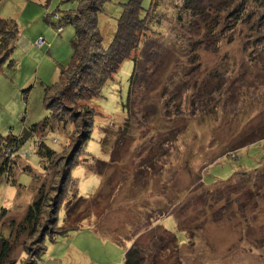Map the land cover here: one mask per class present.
<instances>
[{"label": "rangeland", "instance_id": "rangeland-1", "mask_svg": "<svg viewBox=\"0 0 264 264\" xmlns=\"http://www.w3.org/2000/svg\"><path fill=\"white\" fill-rule=\"evenodd\" d=\"M66 1L0 0V18L14 20L19 31L13 66L0 68L2 137L18 136L49 116L44 89L58 82L61 66L69 62L74 30L63 25L58 36L45 18L54 22L57 14L75 11L83 2ZM124 2L110 0L97 15L103 48L113 38ZM181 3L143 0L157 26H151L153 33L132 54L138 59L132 95L133 62L128 59L99 97L78 105L99 113L89 139L77 145L75 126L59 124L28 140L16 154L5 155L10 162L4 164L14 166L16 184L0 180V233L14 242V264L27 262L33 243L16 231L24 211L43 183L58 189L54 164L60 159L64 164L73 154L79 164L70 170L68 185L74 186L63 198L56 227H63L65 202L72 193L88 197L101 186L97 160H113L108 173L117 182L104 188L94 205L97 212L83 223H107L109 238L87 229L52 241L45 235L43 255L35 264H121L128 242L140 236L145 249V240L157 228L165 237L166 231L175 235L177 251L154 247L157 259L145 254L144 264H264V195L257 198L258 192L249 189L253 182L234 176L260 164L264 168V0H204L202 19L217 16L218 37L202 42L204 34L193 33L194 27L187 34L177 24ZM155 35L160 37L153 41ZM38 37L50 47L37 49ZM120 133L126 137L124 145L116 140ZM42 139L56 152L47 172L36 149ZM102 140L109 144L107 152ZM25 167L33 174L24 172ZM112 236L124 243L116 244Z\"/></svg>", "mask_w": 264, "mask_h": 264}, {"label": "trees", "instance_id": "trees-1", "mask_svg": "<svg viewBox=\"0 0 264 264\" xmlns=\"http://www.w3.org/2000/svg\"><path fill=\"white\" fill-rule=\"evenodd\" d=\"M46 1L49 2V0ZM70 1L72 0H67L66 2ZM77 1L79 2L80 0ZM109 1L110 0H83L77 10L62 16L57 14V19L51 14L55 20L54 22L50 21V16H46L45 21L54 28L58 36L63 31V25L69 24L73 27L74 33L70 40V60L66 66H61L58 82L46 86L44 89V100L46 108L49 111V116L43 121L24 129L18 136L8 135L2 137V135H0V158L2 159L0 164V180L3 178L6 180L7 184L9 183L13 186L16 184L15 174H13L14 172L12 173L11 170L14 166L12 165L10 169V167L4 164V161L10 162L5 155L10 152L16 154L21 146L28 140L36 137L39 133L43 136L42 133L47 134L48 132H53L57 129V125L59 124H63L64 126L72 124L75 126V131L73 130L74 135L78 136L77 145L89 139L92 133L94 117L99 115V113L88 106L78 107V105H81L82 102H89L99 97L104 84L112 79L120 64L128 59L133 62L128 96L130 97L132 95L131 87L135 80V69L138 64V59L132 57V54L139 49L143 39L147 38L150 33H153L151 26H157V22H153V17L149 15L151 6L148 8L143 7V0H125V2L121 4V12L116 20V30L112 36L113 38L109 46L103 48L102 37L97 28V15L102 11L104 4ZM203 1L204 0H182L181 7H178L175 16L177 24L182 31L188 34L191 28L194 27L193 33L199 31L204 34L200 39L201 42L205 41L206 38L212 40L215 36L218 37L216 35V27L218 25L217 16L215 17L214 15V18L210 17L208 20L202 19L203 13H205L203 12ZM185 17L188 18L187 21H185ZM197 17H199V21ZM18 37L19 31L15 21L0 18V68L5 63H8L10 67L13 66L11 55L17 44ZM159 37V35H155V39L152 40H157ZM39 40L40 43H38ZM194 43H196V41ZM34 46L37 49H43L49 48L50 44L46 43L43 37H38ZM29 91L30 87L24 92L27 93ZM146 118L147 116L144 117V119ZM127 134L128 133L125 132L126 136ZM125 135L121 137L120 133L119 137H117L116 140L119 142V145L120 139L123 145L126 143V141H124V138L126 139ZM106 144L105 141L102 143L105 152L108 151L109 145L106 146ZM36 149L40 163L44 168L43 170L45 172L49 171L45 167H52L56 152L45 145L44 139L37 141ZM74 155L75 154L71 155V158L69 157L64 164H62V159L54 164L53 168L55 174L60 177V186L58 189L56 190V187L47 186L43 183L38 189L37 199L24 211L25 215L16 231L18 232L21 230L22 234H24V238L26 237L33 241V243L31 242V245H29V259L24 264H35L36 260L43 255L44 249L42 246L45 235L52 241L58 237H66L71 232L87 229L100 238H109V236H106L107 233H109V226L107 227V223L96 227H94L92 223L84 227L83 223H85L87 219H91L90 216L93 212H97L98 208L96 209L94 205L100 201L104 188L110 187L117 182L111 178L112 172L108 173L110 166L116 163L113 162V160L109 161L111 165H109V162L105 163L97 160L98 170L101 171L97 173L102 178L101 186L95 193L88 197L78 196L76 193L77 190L72 193L70 199L65 202L66 207L63 227H56L58 211L60 206L64 203L63 198H66L68 193H70L69 190L74 186L71 185V187H69L70 185H68L70 170L74 165L79 164L74 162ZM22 169L24 172H29L31 175L33 174L32 170L28 167ZM94 171L97 172L96 169H94ZM234 176L245 180V183L248 184L253 182V185L249 187V189H254L258 192L257 198H261L264 195V191L259 193L264 188V168H262L261 164L251 171L242 170L241 172H237ZM110 195H112V192ZM249 199L251 198L248 196L246 202H250ZM106 201L107 196L106 198L103 196V203L105 204ZM4 211L5 210L1 213L2 217ZM76 216L77 219L74 220V222L70 221V219ZM15 225L16 221L11 220V226L13 227ZM152 232L151 235H153V238L148 241L145 240V242H147V247H145V249L141 246L139 231L136 232L135 235L139 236L138 241L131 239V241L128 242L130 246L123 251L121 264H144L145 254L147 256H152V258L156 260L159 250L167 251L166 245L172 247L170 248L171 251H177V248L173 246L176 240L174 234L166 231L167 235L164 233L166 235L165 237L161 235L162 233H160L161 231L158 228ZM111 238L118 245L124 243L116 240L113 236ZM154 247H157L158 251L153 253L152 249ZM13 248L14 242L11 243L10 238L0 233V264H14L10 255Z\"/></svg>", "mask_w": 264, "mask_h": 264}, {"label": "built area", "instance_id": "built-area-1", "mask_svg": "<svg viewBox=\"0 0 264 264\" xmlns=\"http://www.w3.org/2000/svg\"><path fill=\"white\" fill-rule=\"evenodd\" d=\"M38 43H40V40L38 41Z\"/></svg>", "mask_w": 264, "mask_h": 264}]
</instances>
